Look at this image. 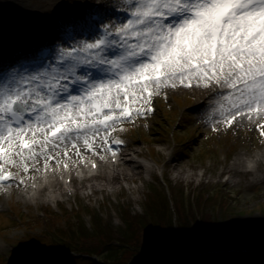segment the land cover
Masks as SVG:
<instances>
[{
    "label": "snow or ice",
    "instance_id": "1",
    "mask_svg": "<svg viewBox=\"0 0 264 264\" xmlns=\"http://www.w3.org/2000/svg\"><path fill=\"white\" fill-rule=\"evenodd\" d=\"M125 3L126 20L79 49L83 59L68 53L52 72L0 84V182L23 184L21 173L80 155L81 144L94 152L97 137L107 144L118 122L177 83L220 89L216 123L259 119L264 137V0Z\"/></svg>",
    "mask_w": 264,
    "mask_h": 264
},
{
    "label": "rangeland",
    "instance_id": "2",
    "mask_svg": "<svg viewBox=\"0 0 264 264\" xmlns=\"http://www.w3.org/2000/svg\"><path fill=\"white\" fill-rule=\"evenodd\" d=\"M42 1H47V4L43 6ZM48 1L54 3L53 0H0V5L7 9H19V15H25L26 20H32L34 23H30L34 24V26H41L38 24L40 20L35 19L33 14L37 13L40 17L41 13H45L47 9L54 6L48 4ZM109 1L114 2V0ZM116 1H121L120 4L124 2V0ZM38 3L42 4L40 9L35 6ZM43 31L41 32L42 34ZM168 89L171 90L170 98H175L177 102H181L179 105L174 104L169 114V122L176 121L178 116L186 111L183 104L187 99H190L192 95L199 97L198 93L202 92L200 90L198 92L189 91L187 87L179 83H177L176 87H168ZM162 91H167V88L162 89ZM164 94L159 93L155 99H162ZM170 100L168 101L170 102ZM217 100L210 99L206 110L204 106L202 111L198 112L200 116H188L186 113L185 117H180V119L183 118L184 122L181 124L184 126H179L178 136L184 137L180 140L184 144L181 145L182 142L177 143L174 150H169L171 139L165 137L168 133L166 129L162 130V134L153 136L154 133H150L147 130L150 125H141V131H145L143 138L146 140L140 145L139 141L131 139V148L127 151L126 159H134L132 153L136 150L145 156H156L157 160L162 162V165L149 163L151 167L149 168L150 172L144 170L143 173L139 174L141 171L136 172V169L124 162L120 166H117L118 169L117 167L113 168L114 176H110L112 175L111 171L102 168L98 172V176L96 175L88 182L83 184L75 183L74 186L77 189H74L75 192L70 197L63 190L58 195H55L52 192V186L46 189L45 195H40L36 200L28 196H22L17 192L7 197L5 195L0 197V201L4 200V203L1 204L4 209L2 215L6 219L10 217L14 219V221L8 219L9 222L5 220L0 223L10 226V230L0 229V236H3V234L8 235L4 238V241L9 243L11 248L4 249L1 245L0 256L8 254L16 245V243H13L14 238L10 236V233H14L15 237L20 238L18 244L22 245V242H24L25 245L24 250L22 245V248L18 252L10 255L13 263H16L23 251H27L25 235L29 229L34 230L35 234H42L33 235L32 237L37 241L33 244H28L29 247L34 246L38 254L43 253L42 256H44L61 251L58 247L56 248L55 241H52L53 238H48L45 235L47 233L49 236L52 233L46 232V230L41 231V227L35 225L36 223H42L41 220L38 222L33 217L36 209L30 204L35 201L37 204H40V202L44 203L41 212L44 210L48 211L50 205L52 208L54 207L53 211H57V213L63 212L64 215L70 216L71 219L73 218V214H80L81 212V218L82 214H85L86 216L84 215L83 219L90 229H92L90 226L91 220L94 222L93 215L98 213L107 223L104 226H108L107 233L112 237H116L121 236L120 231L124 226L120 219L123 210L129 211L133 217L147 218L144 206L147 203H152L151 200L155 202L160 199L161 203H169L172 212L180 211L184 213L190 207H192V210H195V202L199 198L208 201L209 198L216 197L218 198L217 203L207 206V215L214 216L216 220L223 221L228 226L231 225L229 227L232 230L242 233L258 232L263 234L264 182L259 179L264 170V165L259 163L255 167L258 171V173L254 174L255 176L243 173L246 170L247 162L253 160L256 155L258 146L254 128L261 120L257 119L256 123H251L248 119H238V126L232 131H227L224 123H216V121L221 119L219 114L215 112ZM157 107L159 110V104H157ZM150 136H152V139H147ZM132 137H136L134 133H132ZM151 141L156 142L157 145H152ZM263 149L260 148L259 150L263 151ZM172 151L171 157L174 158V162L171 161L167 169L165 163L171 159L170 153ZM70 153H72V150ZM219 153H223L226 156L224 164H220L217 161ZM227 165L231 169V177L225 181L220 179L218 173H215V169L219 166H226L227 169ZM238 171H242V173ZM158 172L160 176L155 178ZM59 180L61 181V179ZM60 181L56 184L57 187H61ZM215 182L220 183H216L215 185ZM224 200L228 203V207L225 209L223 206ZM59 203L62 204L58 205ZM46 211L45 213H47ZM41 217L50 220V216H46V214H42ZM72 222H75V219ZM52 223H59L54 224L55 227L67 225L62 220H55ZM174 225L176 224L174 223ZM95 235L88 237L84 245L86 248L102 245H98L100 244V239ZM176 235L179 237L178 231ZM147 240L150 242L151 250H158L160 238L153 233L152 238L149 237ZM103 241L105 246L101 248L109 247L107 246L108 239L106 237ZM1 242L2 240L0 239ZM40 247H42V250H40ZM232 249H234V252L237 251L236 248ZM63 256L65 255L61 254V256L56 257L58 260L55 263H60ZM97 256L99 257L100 254L97 253ZM83 261L81 264H89L87 260ZM0 264H4L3 259L0 260Z\"/></svg>",
    "mask_w": 264,
    "mask_h": 264
},
{
    "label": "trees",
    "instance_id": "3",
    "mask_svg": "<svg viewBox=\"0 0 264 264\" xmlns=\"http://www.w3.org/2000/svg\"><path fill=\"white\" fill-rule=\"evenodd\" d=\"M217 201L216 197L208 201L199 198L195 202V210L190 207L183 213L172 212L168 202L164 204L160 199L155 202L151 200L152 203L144 206L147 218L133 217L129 211L123 210L120 218L124 226L120 231L121 236L116 237L107 233L108 226L104 227L107 223L98 213L93 215L92 229L83 221L81 214H73L72 219L64 214L52 215L50 220H41L42 223L35 225L51 232L49 237L53 238L55 246L72 255L55 263L56 260H41V253L37 256L38 264H81L84 261L75 255L97 256V253L100 254L98 259H101L99 264H217L221 256L216 251L227 246L243 251L229 255L224 264H264V233L238 232L232 230L231 225L207 215V206L215 205ZM223 206L224 209L228 207L226 200ZM74 219L75 222H72ZM55 220H62L67 225L55 227L54 224H59L52 223ZM153 233L160 238V247L156 251L151 250L147 240L152 238ZM94 234L100 239L98 245H102L86 248L85 242ZM105 237L109 247L101 248L105 246ZM30 251L33 249L29 248L24 253L25 257H29L26 262L32 260L28 253Z\"/></svg>",
    "mask_w": 264,
    "mask_h": 264
},
{
    "label": "bare ground",
    "instance_id": "4",
    "mask_svg": "<svg viewBox=\"0 0 264 264\" xmlns=\"http://www.w3.org/2000/svg\"><path fill=\"white\" fill-rule=\"evenodd\" d=\"M35 6L40 9L42 7V4L41 3H38ZM85 11H86L85 8L80 9V11H78L76 13V16H75L74 19H78L80 17V15L83 14ZM18 12H19V9L18 10L17 9H14V8H10V9L8 8L7 9L4 6L0 5V14L5 13V14H2V16H0V21L3 23L4 29L14 28V26L19 25L21 27L20 28V31H22V30L24 31L25 30V31H33L34 33L35 32H39V31H37V30L34 29V26L32 24H30L31 21L25 19V15L23 16L21 13H20L21 15H19ZM41 19L46 24V27H45L44 32L51 33L53 31V27H54L52 25V22H53L52 18L48 14H45V15H42V18ZM26 25H29L31 27H29L27 29H24L26 27ZM10 35L15 36L16 35V32L15 33L11 32ZM9 51H11L12 54L18 53L15 50H9ZM0 53H2V52H0ZM15 56L16 55H14V57ZM18 58L20 59L19 56H18ZM7 59H8V57H7ZM11 60H13L12 57H11ZM27 182H29V180L26 181V182H24L23 184L19 185L18 187L19 188L25 187Z\"/></svg>",
    "mask_w": 264,
    "mask_h": 264
},
{
    "label": "water",
    "instance_id": "5",
    "mask_svg": "<svg viewBox=\"0 0 264 264\" xmlns=\"http://www.w3.org/2000/svg\"><path fill=\"white\" fill-rule=\"evenodd\" d=\"M0 31H1V28H0Z\"/></svg>",
    "mask_w": 264,
    "mask_h": 264
}]
</instances>
